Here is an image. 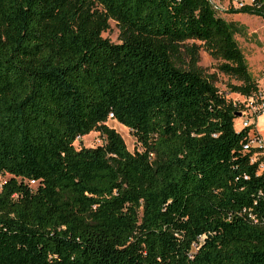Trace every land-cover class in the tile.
Listing matches in <instances>:
<instances>
[{
  "label": "trees",
  "instance_id": "1",
  "mask_svg": "<svg viewBox=\"0 0 264 264\" xmlns=\"http://www.w3.org/2000/svg\"><path fill=\"white\" fill-rule=\"evenodd\" d=\"M201 50L256 89L209 0H0V264H264V153Z\"/></svg>",
  "mask_w": 264,
  "mask_h": 264
},
{
  "label": "rangeland",
  "instance_id": "2",
  "mask_svg": "<svg viewBox=\"0 0 264 264\" xmlns=\"http://www.w3.org/2000/svg\"><path fill=\"white\" fill-rule=\"evenodd\" d=\"M233 0H209L216 15L222 18L225 22L232 26L233 39L240 49L250 78L255 82H260L264 76V25L261 17L248 14L229 13V10L234 7ZM109 30L102 33V38L108 39L111 43H118V28L113 21L109 22ZM220 61L212 59L203 50L199 51L198 66L202 68L205 74L215 75V86L218 91L232 102H237L240 97L237 94H231L229 85H239L240 82L233 78L226 76L218 71L217 67ZM107 126L115 129V131L122 137L128 151L136 147V140L131 135L130 131L118 124L115 120L107 121ZM256 131L258 136L264 143V116H260L256 122ZM234 129L241 130V120L236 118L234 120ZM104 143V138L97 132H91L74 142V147L92 148L100 146ZM7 176L2 177L3 181Z\"/></svg>",
  "mask_w": 264,
  "mask_h": 264
},
{
  "label": "built area",
  "instance_id": "3",
  "mask_svg": "<svg viewBox=\"0 0 264 264\" xmlns=\"http://www.w3.org/2000/svg\"><path fill=\"white\" fill-rule=\"evenodd\" d=\"M235 9L242 8L244 6L256 5L258 8L264 6V0H233ZM262 23L264 25V9L262 13ZM239 100L240 109L238 113L241 120V129H248L249 135L247 142L243 145L244 151H253V155L250 162H256L264 153V143L258 136L256 131V122L260 116H264V78L262 77L260 82L257 83L256 89L248 96L240 97ZM113 119L109 114L108 120ZM260 170L264 169V162L259 164ZM34 184V182H31Z\"/></svg>",
  "mask_w": 264,
  "mask_h": 264
},
{
  "label": "water",
  "instance_id": "4",
  "mask_svg": "<svg viewBox=\"0 0 264 264\" xmlns=\"http://www.w3.org/2000/svg\"><path fill=\"white\" fill-rule=\"evenodd\" d=\"M239 115H240L239 113H235V115H234V116H235V117H239Z\"/></svg>",
  "mask_w": 264,
  "mask_h": 264
}]
</instances>
